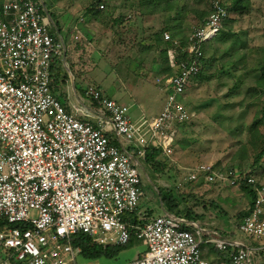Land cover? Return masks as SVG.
Returning <instances> with one entry per match:
<instances>
[{
  "label": "built area",
  "instance_id": "built-area-1",
  "mask_svg": "<svg viewBox=\"0 0 264 264\" xmlns=\"http://www.w3.org/2000/svg\"><path fill=\"white\" fill-rule=\"evenodd\" d=\"M226 16L215 2L187 37L186 60L168 50L174 73L157 79L161 89L170 87L163 108L134 122L126 104L94 86L85 93L95 108L78 101L68 111L51 88L52 65L64 62L66 49L50 31L43 0H0V264H76L80 248L71 240L79 232L102 246H125L133 234L145 246L133 264H211L202 257L204 243L231 264H255L264 254V183L248 172L223 174L202 163L187 173L189 181L254 185L253 205L237 224L240 237L207 234L176 214L137 225L124 219L144 195L138 166L146 149L170 157L177 126L194 117L183 97L201 69L204 44Z\"/></svg>",
  "mask_w": 264,
  "mask_h": 264
},
{
  "label": "rangeland",
  "instance_id": "rangeland-1",
  "mask_svg": "<svg viewBox=\"0 0 264 264\" xmlns=\"http://www.w3.org/2000/svg\"><path fill=\"white\" fill-rule=\"evenodd\" d=\"M95 1L43 0V3L47 8L49 3L66 6L65 11H61H64L62 14L57 13V8L53 10L54 16L51 20L54 24H64L62 20L67 22L69 19L66 16L70 14L74 17L73 23L76 21L82 27L86 22L87 10L94 9ZM215 2L220 3L226 10L232 0H172L167 11L162 9L163 2L152 3V7L148 3L140 4L139 0H101L104 7L96 15V19L102 26L95 30L96 39L90 38L91 44L86 43V51L81 52V60L75 68L63 65L67 75L65 83L75 86L77 91L72 96L63 97V102L69 103L70 109L79 105L78 101L85 102L86 108H95L96 103L85 93L88 86H94L115 101H118L117 93L121 95L134 122H142L145 118L158 114L163 108L170 87L158 90L159 86L156 85L154 77V94L141 91L135 100L131 99L128 91L133 86L132 81L135 82L132 74L141 69L137 63L133 64L131 56L137 53L136 56L145 55L147 59H159L160 50L155 48V43L152 46H141L140 43L144 37L148 38L151 31L149 36L165 28L164 32L177 37L175 39L179 42H186L190 33L207 19ZM247 2L248 6L243 11H228L227 18L225 17L227 21L221 30L211 41L204 44L203 55L208 60L207 64L201 69V76L192 80L183 97L185 106L194 113V117L188 123L177 127L173 153L170 157L160 156L163 169L155 171L150 167L144 168L142 161L138 166L142 173L144 192L137 208L141 217L151 219L163 213L159 193L167 194L171 191L172 196L178 199L182 194L179 208H192L198 216V226L208 229V224L211 226V234L219 231L223 236L240 237L237 224L248 205V199L240 186L229 185L226 180L205 183L202 176L195 181H189L187 173L195 165L202 163L211 164L215 171L223 174L231 166L236 170L249 172L252 159L260 149L258 135L254 136L255 145L250 144V126L260 116L264 96L254 94L249 89L256 85L258 62L264 46V0ZM118 5L123 9L136 10L134 16L128 20L143 22L144 17L136 14L140 10L144 14L154 15L151 19L159 27L146 26L140 32L142 30L138 23L135 24L136 27L112 24L110 29L115 31L112 30V36L109 34L111 39H108V23L114 19L112 14ZM73 43L83 44L79 38L73 40ZM227 69L228 72L225 71ZM152 71L155 72V69ZM244 72L248 73L237 82L240 74ZM257 127L261 134L264 133L261 119L258 120ZM251 176L255 182L264 183V162ZM149 209L152 211L151 215H148ZM252 244L257 245V242L253 241ZM209 246H202V257L208 258L211 264H231L225 253H216ZM142 248L143 244L134 240L130 246L120 249L118 254L100 260L106 264H123L128 261L132 252ZM252 259L255 264H263L264 254ZM80 261L81 257L78 256L77 262Z\"/></svg>",
  "mask_w": 264,
  "mask_h": 264
},
{
  "label": "trees",
  "instance_id": "trees-1",
  "mask_svg": "<svg viewBox=\"0 0 264 264\" xmlns=\"http://www.w3.org/2000/svg\"><path fill=\"white\" fill-rule=\"evenodd\" d=\"M170 1H172V0H139V3L140 4L141 3H148L152 6V3L158 4V3L163 2L162 3L163 4L162 9L164 11H167L168 10L167 6H169ZM247 1L248 0H232V2L229 5H227V9H226L227 11L226 12H228V11H231V12L232 11H239V12L243 11L248 6ZM95 2H96V4H94L95 7H93L94 9L91 11H94V15H98V14H100V11H101V9L98 7L101 4L100 3L101 0H96ZM95 2H93V3H95ZM98 3H100V4H98ZM152 7H154V6H152ZM210 13H211V10H210ZM201 14H203V13H201ZM227 15H228V13H227ZM226 18L223 19L221 28H222L223 24H225V22L227 21ZM204 21H203V23H204ZM228 22H230V21L228 20ZM221 28H220V30H221ZM164 29H161L158 32L154 33L152 35V37L154 36L153 41L155 43L154 45H155L156 49L160 50V57L162 59L163 68L165 69V75L169 76V75L173 74L174 71L169 65L168 50L174 51L175 59L177 62L181 61V60H186L187 54H186V52L182 51V48H184L186 46V42L185 41L179 42L177 39H175L170 34H169L170 39L165 40L164 39V33H165L164 31L165 30ZM171 29H173V28H171ZM262 35L264 37V27L262 29ZM175 40H177L179 43L175 44L174 43ZM200 61H201V69H202L203 66H205L207 64L208 60L203 57ZM55 63L52 65V68H51V76L54 77V79H57L60 77V74L62 73V72H60L62 65L60 63L55 65ZM258 63H259L258 64V73L259 74L256 77V85L251 87L249 89V91H252L254 94L259 93V94H262L264 96V46L262 48V55H261V58H260ZM201 69L195 78H198L201 76V71H202ZM225 71L228 72V69ZM246 73H248V72H244V74H240V76L237 79V82H240V79H242L246 75ZM65 75L66 74H64V76ZM260 119L262 120V122L264 124V100H263V104L261 106L260 116L256 117L250 126L251 134H252V138H250V144L255 145L256 139L254 136L258 135L259 139L257 140V143H259V148H260L258 150V152L254 155L252 162L250 164L251 171L248 172V174H250V175H252L254 173V171L256 170V168L259 167L260 164L264 162V133L261 134L259 132V128L257 127L258 120H260ZM189 121H186L185 123H188ZM160 156H162V155H161V151L159 149L147 148L145 151V156L142 159V164H143L144 168L150 167L155 171L156 170L161 171L163 169L164 164L161 163ZM229 169L236 170L234 168V166H231ZM236 171L244 172L242 170H236ZM256 184L259 185L261 183L256 182ZM240 189L244 192L245 196L248 199L247 208L241 214L242 216H244L247 213V210H249L252 207L254 199H255L254 185L249 184L247 182H242L240 184ZM159 196H160L161 208H162L163 213L180 215L187 221H194L195 222L196 220H198V216L192 210V208H190V207H185L183 209L179 208L180 201L183 198L182 194L179 195V199L173 197L171 191H168L167 194H163L162 192H160ZM194 203H197V202L194 201ZM151 214H152V211L149 209L148 215H151ZM149 217H151V216H149ZM146 218L147 217L144 218V217L138 216L137 210H135L132 213L126 214L124 217V219L126 221H128L132 224H135V225L143 222ZM133 240H137V239L132 234L129 243L125 246H102V245H97V244L91 242L90 238L86 234L79 232V233H76L72 236L71 242H72V245L74 247L80 248L81 257L88 259V260H94V259L100 258L102 256H109V257L114 256L116 253H118V251L120 249L128 246ZM213 250L216 253L221 254V252H219L218 250H216V249H213ZM263 264H264V261H263Z\"/></svg>",
  "mask_w": 264,
  "mask_h": 264
},
{
  "label": "crops",
  "instance_id": "crops-1",
  "mask_svg": "<svg viewBox=\"0 0 264 264\" xmlns=\"http://www.w3.org/2000/svg\"><path fill=\"white\" fill-rule=\"evenodd\" d=\"M48 1H51V0H48ZM65 7L66 6H64L63 4L56 5L54 3H49V8H47V6L45 5V9H46L47 15L50 18V20L53 19V17H52V16H54L53 10L55 8L58 9L57 13L62 14L65 11ZM62 10H64V11L61 12ZM87 11L88 12H86V18H85L86 22L84 24H82L83 25L82 27H79V25L76 24V21H75V24L73 23L72 20H73L74 17L72 15H70V14L66 16L69 19L67 22L64 21V19L62 20L63 23H64L62 25H61V23L60 24H54L52 22V20H51L50 31H51L52 35L54 36V38L62 41L63 44L65 45V49H66L65 50L64 62L57 61L55 63V65H57L59 63L62 65V68L60 69V72H62V73L60 74V77L57 78V79H54V77H52L51 88H52V91H53L54 95L66 106V109L68 111H71L72 109H70L69 103L65 104L63 102L62 98L63 97H68V96H72L71 94H76L77 91H76L75 86H69L68 84L65 83L66 82L65 77H67V75L64 76V74H66V73L64 71L63 65H69L70 67L75 68V65L78 64L80 62V60H81L80 59V57L82 56L81 52L86 51V48L88 46L87 44H91L90 38L96 39L95 30L98 29L100 26H102V24L99 22V20L96 19V15H94V11H91V10L90 11L87 10ZM135 12H136V10H130V9H127V8L123 9V8H120V6L118 5L115 8V10H114V12L112 14L113 15L112 18H114V19L111 18L112 20H110V23H108V28L109 29H108L107 32H109V33L107 34V36H108L107 38L111 39L112 30L115 31V29H112V30L110 29L112 27V24H113V26H115V25L123 26V25H127L128 24L130 26L134 25V27H136V25H137L136 23H138V24H140V29L142 30L140 32L144 31L143 27L150 26V25H155V23H154L155 20L151 19L152 17H154V15H150L148 13L144 14L140 10L136 14H139V16L144 17L143 22H140L141 20H138V22L134 21V20H131V21L128 20V18L134 16ZM65 13H67V12H65ZM136 14H135V16H136ZM57 16H59V15L57 14ZM67 18H66V20H67ZM80 18H82V17H80ZM122 19H124V21ZM81 21H82V19H81ZM155 26L159 27L158 24H156ZM89 28L91 30H89ZM174 30L178 31L177 29H174ZM151 32H149V34ZM149 34H148V38L144 37L142 40H140V43H142L141 46H146V45L152 46L154 41H153V37L149 36ZM76 38L81 39L83 44L76 45L75 43H73V40H76ZM174 38H177V37H174ZM140 43H139V45H140ZM136 55H137V53L133 54L131 56L132 62H133V64L137 63V66L140 67L141 69L135 70L133 72V74H132L133 75V79L132 80H134L135 82L132 81V85L133 86H130L129 91H128L129 97L131 99H134L138 95V92H141V91H143L145 93L154 94L155 90L152 88V85H155V84H153V78L155 77V79H156L155 83H156L158 78H161L162 76L165 75V69L163 68L162 59H161L160 56H159V59L152 60V59H147V57L145 55H138V56H136ZM123 58L125 59L126 57H123ZM152 69H155V72H153ZM68 70L70 71V69H68ZM158 75L160 77H158ZM156 85L159 86L158 90L161 89L160 84L157 83ZM156 85H155V88H156ZM185 95H186V92H185ZM117 96H118L117 100L119 102H121L123 104H126L125 103V99L120 97L121 95H118V93H117ZM109 98H112V97H109ZM191 120H192V118L190 119V121ZM174 144H175V141L173 143L172 149L174 147ZM137 212H138L137 215L141 216L140 210H138ZM146 220H148V219H145L144 221H146ZM190 222H193V223L196 224L197 221H195V222L194 221H190ZM206 227H208V229H205V228L204 229H205L207 234L214 235L215 233H220L219 231H215L214 234H211V233H209V232H212L211 230H209V228L211 226L206 224ZM132 242H134V240ZM132 242L128 246H130L132 244ZM204 244H207L208 246L210 245L209 248L212 249L211 244H209V243H204ZM144 250H145V246L140 251L132 252V254L130 255L128 261H126L123 264H133L138 258H140V256L143 254ZM225 255L227 256V260H229L228 259V255L226 253H225ZM78 256L81 257L80 253H79ZM103 257L104 258H110L109 256H102V257L94 259V260H88V259H85V258L81 257V261L80 262H77V258H76V264H106L105 261L103 263V261L100 260ZM206 259L210 262V260L208 258H206Z\"/></svg>",
  "mask_w": 264,
  "mask_h": 264
}]
</instances>
